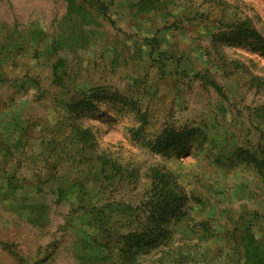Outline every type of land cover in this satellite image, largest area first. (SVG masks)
<instances>
[{
    "label": "rangeland",
    "instance_id": "obj_1",
    "mask_svg": "<svg viewBox=\"0 0 264 264\" xmlns=\"http://www.w3.org/2000/svg\"><path fill=\"white\" fill-rule=\"evenodd\" d=\"M263 151L264 0H0V264H264Z\"/></svg>",
    "mask_w": 264,
    "mask_h": 264
},
{
    "label": "trees",
    "instance_id": "obj_2",
    "mask_svg": "<svg viewBox=\"0 0 264 264\" xmlns=\"http://www.w3.org/2000/svg\"><path fill=\"white\" fill-rule=\"evenodd\" d=\"M263 154H264V151H263ZM256 162V161H255ZM107 210H101L100 214L101 215H104L106 213Z\"/></svg>",
    "mask_w": 264,
    "mask_h": 264
}]
</instances>
